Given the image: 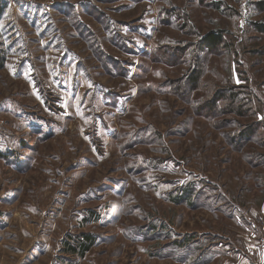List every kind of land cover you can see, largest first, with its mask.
<instances>
[{"label": "rangeland", "instance_id": "374dc122", "mask_svg": "<svg viewBox=\"0 0 264 264\" xmlns=\"http://www.w3.org/2000/svg\"><path fill=\"white\" fill-rule=\"evenodd\" d=\"M1 1L0 264H264V0Z\"/></svg>", "mask_w": 264, "mask_h": 264}, {"label": "trees", "instance_id": "16d2710c", "mask_svg": "<svg viewBox=\"0 0 264 264\" xmlns=\"http://www.w3.org/2000/svg\"><path fill=\"white\" fill-rule=\"evenodd\" d=\"M264 7V4H261ZM4 11V3L0 0V14ZM260 32H264V28L259 30ZM221 37L218 34L210 33L203 38V43L209 47L216 46L220 44ZM94 245V241L91 236L86 235L77 240L73 246L68 245L66 253L69 255H74L79 259H83L85 254L91 249Z\"/></svg>", "mask_w": 264, "mask_h": 264}, {"label": "crops", "instance_id": "0c3cea01", "mask_svg": "<svg viewBox=\"0 0 264 264\" xmlns=\"http://www.w3.org/2000/svg\"><path fill=\"white\" fill-rule=\"evenodd\" d=\"M209 263H210V262H209ZM209 263H208V264H209Z\"/></svg>", "mask_w": 264, "mask_h": 264}]
</instances>
